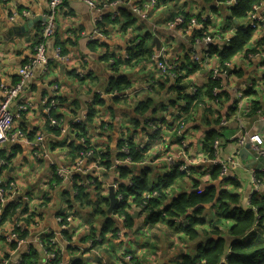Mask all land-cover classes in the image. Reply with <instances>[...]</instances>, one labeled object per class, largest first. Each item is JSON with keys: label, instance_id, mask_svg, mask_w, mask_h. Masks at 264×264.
I'll list each match as a JSON object with an SVG mask.
<instances>
[{"label": "crops", "instance_id": "1", "mask_svg": "<svg viewBox=\"0 0 264 264\" xmlns=\"http://www.w3.org/2000/svg\"><path fill=\"white\" fill-rule=\"evenodd\" d=\"M104 1L100 3L104 4ZM24 12H28L30 17H23ZM47 13L48 0H0V102L4 98L1 86H15L20 79V68L34 56V42L44 29V14ZM178 15H186L189 18L205 16L209 18V21L192 32L187 31L186 27L177 31L169 29L168 22ZM12 18L15 19L12 20ZM32 22L34 26L31 28ZM248 23V19L242 21L232 19L231 8L220 0H167L162 5L151 7L146 18L138 17L130 6H119L116 9H104L98 6L92 9L84 0H64L61 15L56 18V33L46 41V48L48 56L53 59L55 47L58 44H65L69 62L63 67L59 62L51 61V70L49 64L47 72L42 66L34 69L33 76L21 96L22 99L32 102L34 107L30 114H24L15 123L16 128L26 131L29 139L38 144L41 156L35 158L32 148L22 142L9 141L0 147L1 158H6L9 153L12 154L8 165L0 170V176L5 180L8 200L22 205V209L18 211L13 221L0 224V264H14L24 260L26 264H43L45 253L38 242V236L44 234H52L60 240L61 264H76L78 261L82 264H137L138 262L160 264L162 260H165L164 264H166L176 257L194 254V245L184 239L178 229L179 224L171 227L161 223L151 226L149 233L151 240L161 243L162 251L149 252L146 247H142L141 250H137V255H134L133 262L127 260L130 255L125 256V254L133 252L125 247L146 225H144L145 215L137 209H134L133 227H125L124 230L122 228L118 239H110L107 236L103 245H98L93 251L88 249L90 229L93 226L101 232L105 219L94 213L92 207L83 200L82 193L78 195L74 185L68 182H62L60 185L52 184L53 174L64 166H70L76 159H73L71 155L70 139L59 135L58 131L51 130L48 126L43 103L45 98L50 97L51 85L58 82L63 98L70 101L82 98L86 107L89 106L95 91H105L109 79L115 75L110 70V65L104 60L105 56L107 54L117 58L128 56L129 50L135 48L134 44L145 36L151 37L153 45V38H159L169 62L178 67L192 69V65L195 64L194 57L199 56L204 63L195 64L199 66V70L191 73L182 82L183 92L189 93L191 89H198L200 93H206L210 84L211 70L221 66L222 62L217 56H207V46L203 42L198 43V40L206 36L214 37L216 39L214 46L222 50L226 45L216 37L223 35L225 38L232 39L240 29L247 27ZM11 27L25 28L28 32L8 41L4 35ZM95 30L103 32L106 39L91 42L89 36ZM263 41L264 26L254 33L247 48L248 52L232 60L230 74L222 78L225 93L219 103H213L212 100L205 101L207 104L209 102L210 105L214 104L216 111H219L222 118L228 121L225 128H217L223 135L221 139L226 140V144L222 145L219 151V158L223 161H228L230 158L238 159L237 152L240 149L238 141L246 133L264 135V121L258 114L248 116L258 104L264 110V44H260ZM153 49L156 51L155 45ZM254 49H258L257 53H250ZM118 70L120 71L116 75H125L134 84L132 89L134 92L130 100L132 105L135 104L134 107L145 99L154 97V91L148 90L151 83L162 84L167 79L156 62L152 60L129 67L119 66ZM71 72H75V75ZM77 72L82 74L83 79L78 78ZM202 81H205V85ZM175 83L176 81H171L169 86ZM171 93L167 94L163 101L160 100L157 104L158 110L162 108L163 103L168 104L177 97L176 92L173 96H169ZM239 94L243 96L241 100H237ZM128 105L129 103L124 101L116 104L111 99L107 100L106 113L111 115L112 110L115 113V128L112 131L113 139L110 144L113 157L118 148L116 140L121 138L116 131L118 120L121 122L124 116L135 115V109ZM63 108L60 112L70 122L73 118V109L69 106ZM207 110L206 107L194 108L193 120L186 127V139L191 144V153L195 157L203 154L207 134L215 128L211 114ZM152 117V120L159 122L162 128L157 132L154 130L145 132L144 136H140L139 141L145 146L150 145L148 158L159 159L157 163L152 164V171L148 175L151 183H159V180L169 173L167 165L161 158L176 153L179 147L177 137L166 125L165 112L154 113ZM107 121L110 122V120ZM112 161L114 162L113 158ZM243 163L241 167L232 169L229 174V179L236 186L222 182V179L213 181L211 175L210 181H205L204 178H199L197 174L192 173L190 178L184 177V181L179 186H175L174 194L177 196L194 192L197 183L200 184L196 190L199 192L207 186L217 185L218 193L222 190L232 194L238 192L242 197V205L246 207L252 190V171L248 170L246 163ZM194 167L196 168L194 171L203 172L208 169L210 174L209 165L202 164ZM103 175L104 171L101 173L104 186L120 181L117 173L108 172L105 177ZM78 176L83 186L85 185V191L91 194V199H94V186L91 185L89 177L95 176L90 174ZM104 178L108 183L104 181ZM261 192L264 193V187ZM26 205L30 213L36 214L29 223L23 224L28 231V237L26 243L17 249L13 247V243H10V235L14 222L17 220L22 222L24 218H27V215L23 214V208ZM207 210L210 211V209ZM66 214H72L75 221L64 231L57 218ZM164 224L168 227L167 229H163ZM121 225L123 227L124 224L121 223ZM139 226L142 228L139 229ZM178 252H182L183 255ZM147 254L149 258H145ZM7 261L10 263H6Z\"/></svg>", "mask_w": 264, "mask_h": 264}, {"label": "trees", "instance_id": "2", "mask_svg": "<svg viewBox=\"0 0 264 264\" xmlns=\"http://www.w3.org/2000/svg\"><path fill=\"white\" fill-rule=\"evenodd\" d=\"M226 3L228 0H220ZM264 3V0H238L237 4L234 6H229L231 8V17L236 21L247 20L251 14L253 7ZM228 6V5H227ZM180 16V15H178ZM184 17L185 21H190L186 15H181ZM200 22L205 20V16L195 17ZM209 21V18H208ZM207 21V22H208ZM206 22V23H207ZM205 25V23L203 24ZM255 30L251 29L250 24L248 26L240 29L237 34L231 39L229 38V45L224 46V49L220 50L219 47L211 46L209 50L210 56H217L221 59L222 67L225 64L231 63L234 58L238 55L247 51L249 44L251 43ZM222 34V33H220ZM222 38H225L221 35ZM260 44H264V41ZM62 47L64 54L68 53L65 44H58ZM134 49L129 50V55L125 57L117 58L111 54H107L104 60L110 65V70L115 74L108 81L107 88L104 93L106 95L115 94L116 97H106L101 99L99 95H95L92 98L93 104L86 107L82 98H76L73 101L67 100L65 98H60L57 104V109L52 111V116L55 118H65V116L60 112L63 107L69 106L73 110V115L80 116L84 115L85 119L82 121L81 125H71L72 129L80 131L85 140V144H79L80 136L76 139L70 137V149L72 150L71 155L73 159L77 158L82 152L91 148V142L89 135L95 133L97 128H93L95 124V119L100 112H106L107 100L111 99L114 103L119 104L124 101L120 96L121 94H126L128 91H132L134 84L130 78L125 75H116L119 73V66L122 68L129 67L133 64H140L147 60H152L155 51L154 45L152 44V39L150 36H145L140 38L136 44H134ZM258 49L251 50L250 53H257ZM248 52V51H247ZM110 61H114L111 66ZM122 64H125L122 66ZM121 69V68H120ZM180 70L186 71V76L184 78H179L173 86H169L170 79L168 73H164L167 78L162 84L151 83L149 86V91L157 93L160 96H167L171 92H176L177 97L172 99L168 104H164L160 110H158V103L156 99L152 96L144 101L137 104H129L130 108L135 109V115L128 117L129 123L135 128L133 129L129 125L122 128L119 126L123 121L118 120L116 126V131L119 132L121 138L117 139L118 148L113 154L110 152V145H107L109 140L113 139L112 131L115 128V113L112 110L111 116L112 121L105 123L103 126L107 128V131H103L104 137L99 138L95 142L94 149H98L99 154L91 162H96L98 159L101 160V166L104 169L105 177L108 172L117 173L120 178V192L124 195L123 203L117 204L113 211L114 220L107 218V210L109 209L110 202L108 200V195H103V182L99 181L96 177H89L94 186L95 198L91 199V194L85 191V185L78 184L75 187L78 195L87 202L89 206L92 207L94 213L97 216L105 219V223L101 232L92 226L90 229V239H95L96 237L102 238V242L95 244V248L98 245L104 244L107 236L110 239H118L122 228L133 227L135 220L133 219L135 210L137 209L142 215L144 210L141 205L146 206V210H150L149 216L145 217L144 225H158L165 223L168 226L173 227L179 224V231L183 235L184 239L191 243L193 249L195 250L191 255H183L176 257L170 263L172 264H264V193L261 190L255 191L249 198L247 206L242 205V197L238 192L232 194L227 190H222L218 193L217 185L207 186L202 191H196L200 184L197 183L194 192L179 194L176 196L174 194V188L178 184V180L186 177V174L181 173L178 167H173L172 171H168L164 175L159 183H151L148 179V175L151 173L150 163H153L149 157L150 145L148 144L145 148H140V136H144L146 124L152 123L153 120L150 117L148 121H143L149 113L152 111L153 114L157 112H166L168 109L179 108L181 114L183 115V120L181 125L186 128L187 125L193 119V110L197 107L205 106L208 113L217 118L214 120L215 128L210 130L207 134L206 142L203 145V154L209 159H214L215 151L213 145L217 139L223 138L222 133L217 129L220 127L223 120L221 113L216 111L214 104H207L205 101H211L219 103L220 99L224 96V91L222 90L217 95L214 94V90L219 88L220 83L215 82L210 78V84L207 87L206 93L191 94L184 91L183 81L191 74L199 70V66L192 65L191 68H186L184 66L179 67ZM75 75V72H71ZM83 79V78H79ZM86 79V77H85ZM97 84V83H96ZM151 93V94H153ZM125 102V101H124ZM204 106L202 108H205ZM264 111L259 104L254 106L250 111L248 116L257 115L258 111ZM165 118V117H164ZM226 120V119H225ZM148 122V123H147ZM93 130V131H92ZM173 135L177 137V131L172 130ZM132 133V134H131ZM131 134V136H130ZM126 137L127 139H123ZM127 147L129 154L120 153V151ZM192 149V147H191ZM112 156V157H111ZM112 158L114 162L112 161ZM130 158L133 161L132 166L123 165L115 167V161H123ZM9 161V160H8ZM148 162L147 164H145ZM134 168L138 169L135 170ZM196 168L192 167V173ZM210 175L213 181H218L221 179V166L220 165H210L209 166ZM116 171V172H115ZM257 179H259L264 184V173L258 172L256 174ZM188 178V177H187ZM222 182H226L233 186L234 182L232 180L222 179ZM52 184H61L62 180L55 174L51 178ZM114 183V182H113ZM112 184L109 186V188ZM157 192V196H153L146 199L147 194H152ZM109 193V191H108ZM131 200V202H130ZM214 204L210 211L208 212L206 206ZM22 209L21 203L9 202L5 208L2 210L1 224H5L8 221H13L16 218L18 211ZM214 213H212V212ZM23 214L27 215V218L22 220V224L29 223V220L33 218L35 212L30 213L28 206H24ZM114 215H120L125 217V222L122 225H118V220ZM121 224V223H120ZM24 226V225H23ZM25 233L23 238L27 237L28 231L23 227ZM139 229L142 226L138 227ZM98 234H100L98 236ZM54 236H49L47 241H45V246L49 248V240ZM16 248V244L13 245ZM92 251V250H91ZM131 255L134 256L133 253ZM135 258V257H134ZM20 264H26L25 260ZM53 264H61V258H58ZM76 264H82L78 261ZM139 264V262L137 263Z\"/></svg>", "mask_w": 264, "mask_h": 264}, {"label": "built area", "instance_id": "3", "mask_svg": "<svg viewBox=\"0 0 264 264\" xmlns=\"http://www.w3.org/2000/svg\"><path fill=\"white\" fill-rule=\"evenodd\" d=\"M7 1V0H4ZM85 3L92 9H96V7L100 6L104 9H116L119 6H130L133 8L134 13L140 18H146L147 13L151 7H156L157 5H162L166 3L167 0H110L104 1V4H101L102 0H84ZM238 0H228L226 3L228 6H234L237 4ZM64 0H48V13L44 14L45 23L43 31L38 35L36 41L34 42V56L30 61L24 64L19 70V82L13 87H6L4 85L1 86L4 98L0 102V147L4 146L7 142H14V143H25L30 146L33 150V156L35 158H39L41 156L38 150V144L29 139L28 134L24 130H20L19 128L15 127V123L18 119H20L24 114H30L34 107L33 103L29 100L22 99L21 96L26 90L28 83L30 82L34 69L37 66H42L44 71L47 72L51 70V61L59 62L63 67L67 65L69 62V56L64 54L62 48L60 46H56L54 49V57L53 59L48 56L47 48H46V41L52 38L56 33V18L61 15V7L63 5ZM23 17L29 18L30 14L28 12L23 13ZM17 18V17H16ZM15 18H12L14 20ZM200 22L197 18L193 17L190 21L186 22L183 16H176L174 19L170 20L167 24L168 28L174 31L178 29H182L184 27L187 28V31H194L195 29L203 27L204 23L208 21V18L202 20ZM248 21L250 24L251 29L258 31L261 27L264 26V3L256 5L253 7L251 14L248 17ZM217 40L223 41L226 46L229 45V38H222L221 36L216 37ZM106 39V36L100 30H95L90 36L89 40L91 42H98L100 40ZM203 42L207 46V56H209V50L211 46H214L216 43V39L211 36H206L205 38L198 40V43ZM153 62H156L159 70L162 73H168L170 79L173 81L178 80L179 78H184L186 76V71L180 70L176 64H171L168 60V56L166 50L161 48L159 52H155L153 58ZM111 62V61H110ZM193 62L197 65L203 64L202 60L199 56H195ZM114 64V61H112ZM230 64H225L224 67L218 66L211 70V79L215 82L220 83L219 88L214 90V94L217 95L221 92L224 88L222 78L228 76ZM78 78H83L82 74L77 72L76 73ZM156 83V82H153ZM51 93L50 97L45 98L44 100V112L46 118L48 120V126L51 130H55L59 132V135L73 138H77L80 136L79 144H85L84 138H82L83 134L78 130H73L71 125H81L82 121L85 119L84 115L74 116L72 113V124L64 119V118H55L52 116V111L57 109V104L60 98H62V89L58 82H54L50 87ZM198 92L197 89H191V94H196ZM128 91L125 96H120L124 99L125 102L132 104L131 97L133 94H129ZM99 95L101 99L106 97L115 98V94L106 95L104 91H96L95 95ZM122 95V94H121ZM243 96L241 94L238 95L237 100H241ZM217 103V102H213ZM93 104V101H91ZM90 104V105H91ZM92 106V105H91ZM202 107L207 105H201ZM247 114V113H246ZM258 116L264 121V111L259 110ZM183 115L180 112L179 108H173L168 110L165 115V122L169 129L177 131L178 133V151L173 154H169L161 158V160L167 165L168 171H172L173 167H178L181 173L186 174V177L190 178L192 176V167L199 166V165H220L221 166V179H229V174L232 169H236L241 167L238 161L233 158H230L228 161H223L219 158V151L221 148L222 139H217L213 145V149L215 151V158L209 159L206 155L201 154L200 156H192L191 153V144L186 139V128L184 125H181L183 120ZM217 118V115L215 116ZM107 120L112 121V116L106 112H100L95 119L94 128H97L93 135H89L91 148L84 152H82L76 160L70 166H64L58 169L55 173L56 175L62 180V182H68L76 187L78 184H82L80 177L78 175H94L98 178L99 181H102L101 173L104 169L101 166V160L98 159L96 162H91L95 158L96 155L99 154L98 149H94L95 142L105 136L103 131H107V128L103 129L104 124L109 122ZM122 123L119 126L122 128L129 125L127 119L123 118ZM228 125V121L223 119L221 122L220 127L225 128ZM130 126V125H129ZM149 127L151 130L159 131L162 128V125L159 122H152L149 123ZM123 139H127L123 137ZM239 146L240 147H249L250 149L256 151L260 157H264V135L260 133H253L250 134L249 132L246 133L245 136L240 138ZM140 148H145L144 144H140ZM120 153L129 154V150L127 147H124ZM11 153H9L6 158L0 157V169H3L8 165V160L11 158ZM159 161L156 159L150 165L155 164ZM146 162L145 164H147ZM128 165L132 166L133 161L130 158H127L123 161H115V167ZM264 171V170H263ZM258 171H252V190L251 195L258 190H261L264 187L263 183L257 179L256 174ZM205 181H210V174L208 173L207 177L204 178ZM106 184V183H105ZM112 186L115 189L116 197L118 200V204L123 203L124 195L120 192V185L119 182H114ZM109 186L103 184V195L107 196L109 193ZM157 192L152 194H147L145 196L146 199H149L153 196H157ZM250 195V196H251ZM250 198V197H249ZM249 200V199H248ZM10 201L7 197V189L5 187V180L2 176H0V224L2 219V210L7 206ZM142 209L144 210L143 214L145 215L146 206L141 205ZM146 208V209H145ZM116 220L119 223L125 222V217L120 215H114ZM58 221L63 227V230H67L72 224H74V216L72 214L60 215L58 216ZM23 224L20 220L14 222L13 230L10 235V243L16 244V248H20L23 244L26 243V238H23V234L25 230L23 228ZM49 236H53L52 234H44L38 236V242L42 246L45 259L43 264H53L58 258H61L60 246L61 242L56 237H53L49 240V248L45 246V241ZM102 239L100 237H96L95 239L89 240L88 242V249L95 250V244L100 243ZM130 261V259L128 258ZM6 263H10L7 261ZM14 264H19L14 262Z\"/></svg>", "mask_w": 264, "mask_h": 264}, {"label": "rangeland", "instance_id": "4", "mask_svg": "<svg viewBox=\"0 0 264 264\" xmlns=\"http://www.w3.org/2000/svg\"><path fill=\"white\" fill-rule=\"evenodd\" d=\"M110 64H111V66L113 65L112 64V61L110 62ZM203 82V84L205 85V81H202ZM187 84H188V82H187ZM174 95V92L173 93H171L169 96H173ZM154 98L156 99V101L157 102H159L160 103V100L161 101H163L165 98H166V96H160V95H158L157 93H155L154 94ZM211 119L214 121L215 120V116L214 115H212L211 116ZM127 120H130L129 118H127ZM129 123V122H128ZM129 125H130V127H132L133 129H135L130 123H129ZM148 131H151V128L149 127V126H146L145 127V132H148ZM112 143V140H109L108 141V143H107V145H110ZM116 145V144H115ZM223 144L221 143V146H222ZM114 148H116V146L114 147ZM243 148H245V147H240V149H239V151L237 152V155H238V159L236 160V161H238V163L240 164V166H242V161H241V159H240V156H239V152H240V150L241 149H243ZM248 149H250L249 147H247ZM251 150V149H250ZM153 159H152V161H155L157 158H155V157H152ZM242 162V163H241ZM244 164V163H243ZM152 167H153V165H150V169H152ZM249 170V169H248ZM250 171H253V170H250ZM193 174H197L198 175V177L199 178H206L207 177V175H208V169L207 170H205V171H194L193 172ZM104 181L106 182V183H108L107 182V179H105L104 178ZM184 181V178H182L179 182H178V186L182 183ZM96 192L94 191V194H95ZM150 213H151V211L150 210H148V211H146L145 212V217H147V216H149L150 215ZM168 227L164 224L163 225V229H167ZM152 229V227L151 226H148V225H145L144 226V228L140 231V233L139 234H136L135 235V237L133 238V239H131V242L129 243V245L128 246H124L125 248H127L128 250H130L131 252H133L134 253V255H137V250H141L142 249V247H146L147 248V250L149 251V252H151V251H162V245H161V243H156V242H154L153 240H151L150 238H151V235H150V230ZM102 239V238H101ZM102 242V241H101ZM100 242V243H101ZM99 243V244H100ZM173 243V242H172ZM101 245H103V244H101ZM121 247V246H120ZM120 247H118L119 249H120ZM168 247H169V245H168ZM179 254H181V255H183V253L182 252H178ZM127 255H130L129 257H127V260H128V258L130 259V261L131 262H133V260H134V256L133 255H131V254H125V256H127ZM124 256V257H125ZM145 258H149V255L147 254L146 256H145ZM175 259V258H174ZM173 259V260H174ZM172 260V261H173ZM162 261H164V263H165V260H162ZM171 261H168L166 264H172V263H170ZM140 264V263H139ZM141 264H145V263H143V262H141Z\"/></svg>", "mask_w": 264, "mask_h": 264}, {"label": "water", "instance_id": "5", "mask_svg": "<svg viewBox=\"0 0 264 264\" xmlns=\"http://www.w3.org/2000/svg\"><path fill=\"white\" fill-rule=\"evenodd\" d=\"M30 26L32 28L34 26V23L32 22L30 24ZM26 32H28V31H26L25 28L11 27L7 31V33L4 35V38L9 41L10 39L14 38L15 36L20 35V34H25ZM153 43L156 46L157 52H159L161 50V48H162V43H161L160 39L157 38V37H154L153 38ZM228 74H230V73H228ZM121 96H125V94H122ZM152 115H153V112L151 111L149 113V115L146 118L143 119V121L148 120ZM222 144L223 145L226 144V140L225 139H222ZM239 156H240V159L244 163H246V167L249 170L258 171V172H261V171L264 170V157H260L259 154L256 151H254L252 149L250 150L247 147H245V148L240 150ZM134 169L138 170L136 168H134ZM108 200L110 202V206H109V209L107 210V218L110 219V220H114L113 211H114L115 207L118 204V200H117L115 189H114L113 186H111L109 188ZM213 205L214 204L208 205V206H206V208L210 209ZM117 224L119 226L121 225L120 223H117ZM160 264H164V261H161Z\"/></svg>", "mask_w": 264, "mask_h": 264}, {"label": "clouds", "instance_id": "6", "mask_svg": "<svg viewBox=\"0 0 264 264\" xmlns=\"http://www.w3.org/2000/svg\"><path fill=\"white\" fill-rule=\"evenodd\" d=\"M205 24H206V23H205ZM155 52H157V50H156ZM229 72H230V70H229ZM229 72H228V73H229ZM228 75H229V74H228ZM197 90H198V89H197ZM129 92H130L129 94H133L134 91H129ZM172 109H173V108H172ZM168 110H169V109H168ZM170 110H171V109H170ZM165 115H166V114H165ZM152 116H153V115H152ZM123 118L127 119L128 117L124 116ZM123 118H122V119H123ZM215 118H216V117H215ZM148 120H149V119H148ZM148 120H146V121H148ZM153 122H155V121H153ZM148 124H149V123H148ZM0 170H3V169H0ZM18 263L20 264L21 262H18Z\"/></svg>", "mask_w": 264, "mask_h": 264}]
</instances>
